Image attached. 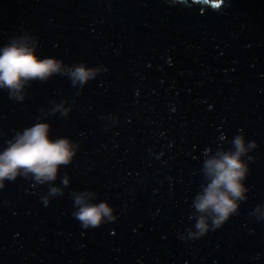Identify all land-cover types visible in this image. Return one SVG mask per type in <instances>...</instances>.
Masks as SVG:
<instances>
[{
  "label": "water",
  "instance_id": "obj_1",
  "mask_svg": "<svg viewBox=\"0 0 264 264\" xmlns=\"http://www.w3.org/2000/svg\"><path fill=\"white\" fill-rule=\"evenodd\" d=\"M18 35L106 71L83 88L29 83L21 102L0 90V147L37 118L80 145L49 205L28 177L0 190V264H264L252 210L264 205V0H0V44ZM237 129L257 141L247 199L219 229L179 239L203 160ZM84 188L115 222L80 227L72 195Z\"/></svg>",
  "mask_w": 264,
  "mask_h": 264
},
{
  "label": "clouds",
  "instance_id": "obj_2",
  "mask_svg": "<svg viewBox=\"0 0 264 264\" xmlns=\"http://www.w3.org/2000/svg\"><path fill=\"white\" fill-rule=\"evenodd\" d=\"M104 71L103 64L89 65L87 61L67 64L56 56L41 55L36 37L18 35L0 44V90L17 102L24 100L23 89L29 83L62 75L72 85L83 88ZM53 110L61 116L69 111L63 102L57 103ZM51 129L48 121L37 118L5 139L0 147V190L7 182L28 177L38 185L48 186L47 193L39 198L44 206L49 205L50 197L61 194L54 182L60 177L61 184H68L62 169L74 160L80 145L70 136L53 135ZM228 144L229 147L219 148L203 160L201 171L205 183L192 197L193 222L185 232L179 233V239L194 240L219 229L238 213L240 203L247 199L245 181L250 172L249 163L254 160L249 153L257 147V141L248 139L242 129H237ZM96 195L88 188L72 195L71 216L83 229H94L118 218L113 205L104 199L96 202ZM252 210L258 214V220L264 219V205L258 203Z\"/></svg>",
  "mask_w": 264,
  "mask_h": 264
}]
</instances>
